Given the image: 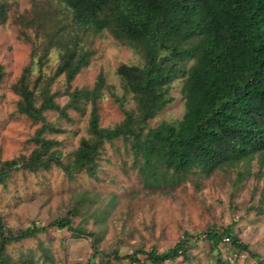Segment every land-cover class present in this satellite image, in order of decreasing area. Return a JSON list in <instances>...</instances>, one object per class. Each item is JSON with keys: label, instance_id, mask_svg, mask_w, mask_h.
I'll list each match as a JSON object with an SVG mask.
<instances>
[{"label": "trees", "instance_id": "1", "mask_svg": "<svg viewBox=\"0 0 264 264\" xmlns=\"http://www.w3.org/2000/svg\"><path fill=\"white\" fill-rule=\"evenodd\" d=\"M14 1L0 0L1 21L8 4ZM47 1L52 7L46 10L53 11L51 16L55 18L47 39L52 47L56 45L60 60L51 76L42 74L50 48L47 46L38 56L39 75L33 85L28 79L32 66L24 68L13 85L20 96L18 110L40 126L32 137L34 148L21 165L17 160L0 165V183L20 167L34 172L58 166L71 179L82 171L93 176L101 147L115 139L126 143L133 168L152 192L168 194L193 173L209 176L225 167L249 168L253 160L258 167L263 165L264 0ZM104 31L133 49L141 60L122 63L116 69L125 93L120 100L123 119L110 127L99 124L97 100L100 87L105 85L102 73L91 89L69 92L70 99L63 107L50 89L59 75L70 86L87 65L89 52L79 47V32ZM1 76L0 72V80ZM176 80L182 83V118L147 127L148 120L173 101L170 90ZM126 95L133 102L131 108L123 107ZM81 100L90 105L87 134L79 139L72 158L64 161L61 142L55 137L60 127L47 119V112L56 111L61 118L69 119L68 107L80 109ZM77 205L66 216L52 220L51 225L76 232L73 219L79 212ZM45 229L32 224L12 232L0 224V264H41L49 260L46 251L37 258L30 251L15 259L6 250L7 244L34 237ZM202 234L216 251L217 264H236L238 251L248 249L230 226L196 234L184 231L169 248L138 249L126 255L128 263L166 264L187 259ZM224 244L228 245L223 248ZM250 254L264 264L256 254ZM94 256L87 264H94Z\"/></svg>", "mask_w": 264, "mask_h": 264}, {"label": "rangeland", "instance_id": "2", "mask_svg": "<svg viewBox=\"0 0 264 264\" xmlns=\"http://www.w3.org/2000/svg\"><path fill=\"white\" fill-rule=\"evenodd\" d=\"M49 7L47 0H16L8 4L5 18L0 20V165L6 160H17L21 165L34 148L32 137L40 123L18 110L20 96L13 85L28 66H32L28 79L33 85L39 75L38 56L47 46L42 74L51 76L59 63L57 47L47 39L55 19L53 11L46 10ZM77 37L79 47L89 52V61L70 86L63 75L54 79L50 87L54 100L61 107L67 105L69 92L91 89L102 73L105 85L100 87L97 100L99 124H118L123 119L120 100L125 93L116 69L122 63H139L140 57L108 31L79 32ZM181 88L179 80L172 83L173 101L149 119L147 127L182 118ZM86 104L81 100L80 109L68 107L69 119L56 111L47 112V119L60 127L55 137L61 142L64 161L72 158L79 139L87 134L90 105ZM132 106L126 95L123 107ZM97 162L93 176L82 171L73 179L58 166L34 172L20 167L9 172L0 183V224L4 230L16 232L32 224L46 227L34 237L7 244L10 255L19 259L31 251L37 258L46 251L50 259L41 264H87L95 254L94 264H129L126 255L138 249L169 248L184 231L196 234L230 226L248 247L238 251L236 264H259L250 253L264 262V163L258 167L253 160L249 168L225 167L209 176L193 173L164 194L143 185L122 139L104 143ZM76 204V232L51 225ZM197 240L187 259L166 264H217L216 251L203 240V234Z\"/></svg>", "mask_w": 264, "mask_h": 264}]
</instances>
